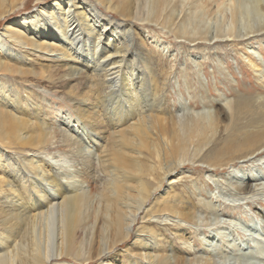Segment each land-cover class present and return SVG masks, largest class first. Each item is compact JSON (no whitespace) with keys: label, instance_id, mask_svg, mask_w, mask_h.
<instances>
[{"label":"bare ground","instance_id":"obj_1","mask_svg":"<svg viewBox=\"0 0 264 264\" xmlns=\"http://www.w3.org/2000/svg\"><path fill=\"white\" fill-rule=\"evenodd\" d=\"M139 23L193 45L250 39L264 0H0V264H212L174 245L193 249L207 205L180 171L223 185L241 165L234 190H264V97L179 115L168 46ZM54 90L68 106L51 122Z\"/></svg>","mask_w":264,"mask_h":264},{"label":"rangeland","instance_id":"obj_2","mask_svg":"<svg viewBox=\"0 0 264 264\" xmlns=\"http://www.w3.org/2000/svg\"><path fill=\"white\" fill-rule=\"evenodd\" d=\"M49 1L47 0V2ZM34 2L30 1L26 5L27 9L23 8L20 11L22 13H18L17 17L35 10ZM139 25L141 28L138 32L145 38L147 37L150 45L153 46L154 44L151 42L158 40L164 46H168L166 49L168 57H164L160 66L166 67L172 72L173 76L170 81H173L174 87L181 88L182 94L177 95L181 91L175 90L169 93L172 102L175 101L174 103L179 108L178 111H181L178 113L179 115L188 112L192 114L213 112L217 105H213L212 101L226 105L227 103L224 102L232 100L239 92L244 96L253 95L256 97L260 95L264 97V85L257 79L256 71L250 66L249 59H247L248 56H251V59L255 58L256 60L261 57L260 54L264 57V33L258 35L256 33L257 37L250 39H224L193 45L160 32V29L155 26L145 23H139ZM213 27L214 23L205 25L204 29L212 31ZM255 50L259 51V55ZM250 52L252 53L250 54ZM40 94L51 100L47 105L60 106L50 112L51 122L60 119V113L64 107L68 106L66 101L61 102L60 92L55 91L48 95L41 91ZM183 109H187V111ZM259 162L264 163V158ZM259 162L257 163L260 164ZM253 166L256 167V163ZM253 166L250 167L253 169ZM243 167L240 165L234 171H231L234 169L232 168L222 172L221 176L224 175L225 178L222 180L224 181L223 185L218 178L211 177L202 166H186L185 170L180 171L187 175L181 177L182 181L179 185L190 183L191 189L197 194L193 197L199 198L198 200H201L202 204H207L203 210H200L199 219L201 221L198 222V227L191 228V241H189L193 249L186 250L185 243L181 241L174 243L176 247L185 252L187 259L210 258L212 264H264V190L250 195H239L231 186L232 184L239 185V183L242 185L243 172L239 170H243L241 169ZM186 177L188 178L186 179ZM192 181L194 184H191ZM196 230L198 231L196 232ZM211 247L213 248L211 249Z\"/></svg>","mask_w":264,"mask_h":264}]
</instances>
